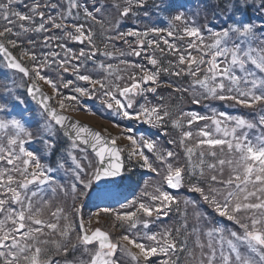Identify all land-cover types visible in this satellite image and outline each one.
Listing matches in <instances>:
<instances>
[{
	"label": "snow or ice",
	"instance_id": "snow-or-ice-1",
	"mask_svg": "<svg viewBox=\"0 0 264 264\" xmlns=\"http://www.w3.org/2000/svg\"><path fill=\"white\" fill-rule=\"evenodd\" d=\"M144 6L145 0H95L91 8L83 0H0L4 67L29 78L26 92L42 121L34 131L31 120L12 115L13 102L24 104L16 94L24 84L13 80V86H0V264H264V23L246 19L248 9L264 15V0H229L232 22L219 31L206 28L207 35L183 12L174 14L167 28L120 31L123 19ZM109 9L118 12L114 22L104 15H110ZM98 32L103 49L97 45ZM41 34L39 41L32 38ZM61 41L85 47L74 50ZM117 41L127 50L118 48ZM38 43L46 51H35ZM98 54L118 64L100 61ZM66 73L75 79L66 80ZM161 73L187 77V86L167 83L193 105L228 102L229 107L252 109L253 118L210 104L209 114L181 109L173 117L168 106L148 100L162 86ZM40 82L51 88V95ZM85 98L164 136L170 125L178 136L167 143L180 151L157 139L129 135L131 127L112 135L81 123L68 113L91 112L82 103ZM59 134L67 146L53 167L46 161ZM121 138L128 141L126 147L119 145ZM36 139L43 144L41 151L28 147ZM134 167L149 170L159 182H145L141 197L119 208L98 206L85 219V204L77 201L90 198L101 181H123ZM181 188L198 194V200L181 201L168 190ZM57 194L72 199L70 210L53 205ZM97 194L111 193L101 187ZM199 204L221 219L195 211L190 223L187 207ZM173 211L177 221L152 228ZM101 216L111 218V229L93 227V219L101 224Z\"/></svg>",
	"mask_w": 264,
	"mask_h": 264
},
{
	"label": "trees",
	"instance_id": "trees-1",
	"mask_svg": "<svg viewBox=\"0 0 264 264\" xmlns=\"http://www.w3.org/2000/svg\"><path fill=\"white\" fill-rule=\"evenodd\" d=\"M25 2H29V0H25ZM84 3L88 4L91 8L92 4L95 2V0H83ZM101 2H107V0H101ZM227 0H145V6L144 8H141L140 10H135L134 12H137L139 14V20L136 21L133 14H130L129 17L123 19L122 21V27L125 30H140L143 31L146 28L151 27H161V28H167L169 26L168 21L171 19V17L174 14H177L179 12H183L185 17L189 22L195 21V26L201 27L202 31H204L205 35H207L206 28H212L215 31H219L222 28L226 27L229 23L232 22V13L229 12V9L226 8ZM20 10L26 11L22 6H19ZM112 13H115L116 10L109 9ZM163 13L164 17L160 18V13ZM147 12L148 15H145L144 13ZM247 19L253 21H259L258 14H253V12L250 10H247ZM157 21V25H151V21ZM260 22V21H259ZM178 27H183L184 25L180 22H176ZM98 27V26H96ZM163 34V33H162ZM164 35V34H163ZM160 39V37H153L151 36L150 39ZM34 39H37L38 41L41 40V36H38ZM172 41V39H169ZM177 43L178 45H184L186 44V41H172ZM121 45V42H119ZM99 46V44H98ZM23 47L29 48L30 45L24 44ZM161 47H166L161 43ZM37 52H40L42 50L40 44L38 43L36 48L34 49ZM15 54L18 55L19 50L14 51ZM157 57H160V53H156ZM135 58V57H134ZM136 59V58H135ZM141 59V58H139ZM165 60H175V57L173 56H167L164 58ZM135 62H138L136 60ZM143 63L146 64V61ZM149 67H151L149 65ZM187 77H174V76H168L164 73H161L160 75V82L161 87L158 88L157 94H148V98L150 99L152 104L162 103L170 108V110L173 113V117L179 113L181 109L184 111H197L201 114H209V107L206 105H211L215 107L214 102H208L205 101L202 105H193L190 103V99L187 95L181 97L180 94L172 92V89L168 87L169 81H176L179 84H183L184 86H187ZM163 97V100H160L159 97ZM220 105L225 106L228 105V102H220ZM226 111V110H225ZM244 113V112H243ZM251 115V119L253 118L252 113L253 110L251 109V112H249ZM244 116H246V113H244ZM201 124L204 122H200ZM197 125H193V129H195ZM168 128V135L164 136L162 133L158 134V130L155 128H149L148 127H137V132L143 134L144 136L152 139H157L160 143V145L169 148V150H175L180 151L179 148H177L175 145H170L167 142L172 139H176L178 136L177 130L171 128L170 125L167 126ZM180 163H183V160L180 161ZM159 180V177H156L155 174L151 173L147 169L142 168H133L132 172L126 173L125 178L121 182L119 189L121 196L118 197V201H124L125 199H128L129 197L133 198L137 192H139L143 187L145 182H149L150 184L153 183L155 180ZM176 195L183 201L185 198H190L193 200H198V194L189 192L186 188H181L178 192H176ZM64 196L57 194V196L53 200V205L58 203L64 202ZM86 199L85 202V208L83 209L85 219L88 218L90 213H93L97 210V207H104L108 205L100 204L99 201L94 200V198H83L82 201ZM80 201H77V203ZM96 206V207H95ZM181 210L183 211L185 209V205L181 203L180 205ZM187 211L189 213V221L190 223L193 222L192 214L195 211H202L206 212L210 217L213 218V220L221 219L218 217H215L212 210L204 204H199L197 208H193L191 205L187 207ZM104 220H101V224L97 227H100L103 225L106 230L112 228V222L111 218L104 216ZM179 219V214L173 211L168 218H165L162 222L163 225H170L173 221H177ZM156 229V228H155ZM120 233V231H116Z\"/></svg>",
	"mask_w": 264,
	"mask_h": 264
},
{
	"label": "rangeland",
	"instance_id": "rangeland-1",
	"mask_svg": "<svg viewBox=\"0 0 264 264\" xmlns=\"http://www.w3.org/2000/svg\"><path fill=\"white\" fill-rule=\"evenodd\" d=\"M53 2H56V0H53ZM227 2L228 3L226 4V8H228L229 0H227ZM137 10H140V9H137ZM248 10H250V9H248ZM49 11H52V10H49ZM251 11L253 12V14H255V13L258 14V18H259V21H260L259 22L258 19H257V21H253V23H255L257 25H259L261 23H264V15H261L260 13H257L254 9H251ZM109 12H110V15L108 13H105L104 15L107 17V19L113 20V22H114L115 17L118 16V12L117 11L115 13H112L111 11H109ZM134 13H137V12H134ZM159 13H160V18L162 17V19H163L164 15H163L162 11L159 12ZM52 14H54V12H52ZM133 16L136 19V21H138L139 18H140L139 14L138 15L133 14ZM246 19H247V10H246ZM81 22H84V21H81ZM87 23L90 24L91 22H87ZM121 23H120V27H119L120 31H136V30H132V29H130V30L123 29ZM151 25H157V21H155V20L151 21ZM97 29H98V27H97ZM56 34H59V33H56ZM42 35L43 34L40 35L41 38H42ZM161 35H163V34H161ZM36 37H38V36L33 35L32 38H36ZM168 39H172V38H168ZM129 40L134 41L135 38L130 37ZM61 43H67L68 46L73 48L74 50H78L81 47H85L84 45H80V44H77V43L71 42V41H61ZM103 43H104V41L99 37V32H98L97 45L99 44V47H101L103 49ZM161 43H162V41H161ZM116 46L118 48L122 49V50H125V51L127 50L126 45H124L122 42H121V45H120L118 43V41H117L116 42ZM42 50L46 51V49H42ZM123 58L131 60V61L138 60L139 63H143L144 62V60L141 57H139L141 59H139V58L135 59L133 56H127V57H123ZM98 60L103 61L105 63H112L113 65L118 64V59L109 60L108 58L100 56L99 54H98ZM89 66L91 67V64ZM121 67H123V66H121ZM46 74H50V73H46ZM53 78H55L54 75H53ZM64 78L66 80L67 79H75V77H73L71 73L64 74ZM13 80H15V82L17 84H21V83L24 84V87H21V88L17 89V91H16V94L19 95L24 100V104L23 105H17V104H15L13 102V104L10 105L12 107V115L15 116L16 118H24L25 120H31L32 121V125H33V130L35 131L36 122L37 121L42 122V121H41V119H40V117L38 115L39 108L26 95L27 82L21 76L9 71L8 68L4 67V63L0 60V86H2L4 83H7L10 86H13L12 85V81ZM77 83H79L81 86H83L84 82H77ZM40 84H41V87L49 95H51V93H52L51 88L48 85L44 84L43 82H40ZM61 91L65 95H71L72 94L71 89H61ZM0 94H2V93H0ZM148 100L150 101L149 98H148ZM138 102L142 103L143 99L141 98ZM213 102H214L213 104H215V107L218 110H226L227 112H229L230 114H233V115H244V113H246V117L251 119L250 118L251 115L249 113V112H251V109H247V108H244V107H240V108L229 107L228 105L222 106V105H220V102H218V101H213ZM82 103L84 105H86L87 108H90L92 111L88 112L86 109H81V110L76 111V112H71L70 115L75 116L76 118H78L79 120H81L83 122H86V123H88L90 125H93L94 127H96L97 129H99L101 131H103L104 129H107L108 132L111 133L112 135H117L123 129L131 127L132 129H134V131L131 132V133H128V134L129 135H133L135 137H140L143 134L137 132V127L139 128L141 126V127L145 128V127L149 126V128H151L150 125L141 123V125L139 126L138 122L124 120V119H122V118H120L118 116L113 115L109 110H106L103 107H101L99 105V101L98 100H89V99L85 98L82 101ZM92 113H95V114H92ZM0 115H2V114H0ZM9 118H11V117H9ZM115 124H119L120 127L119 128L114 127ZM118 143H119V145L121 147H126L128 145V141L123 139V138H121V140H119ZM66 146H67V141L61 136V134H59V139H58L56 150L47 158L46 162L49 163L50 165H52L53 167H55L58 158L62 154L63 148L66 147ZM28 147H30L32 150L41 151L43 149V144L38 139H36V140L33 141V143L28 145ZM134 168H137V167H134ZM58 175L62 176L63 174L59 173ZM158 182H159V180H157L155 178V180L153 181L152 184L158 183ZM148 184L150 186L152 185L149 182H148ZM93 188H94V186H93ZM108 190L111 193L110 195L105 196L104 198H98V194H97L98 190H96L94 188V190L93 189L90 190L89 197H90V199L92 197V198H94V200L99 201L100 204L119 208V203L125 202L126 200H131L133 198L141 197V192H142V190H144V187L139 192H137L136 195L133 198L129 197L128 199H125L124 201H118V197L121 196L119 188H113V189H108ZM148 190L150 191L151 187H149ZM168 190L173 195H176V192H178L180 189L179 190L168 189ZM81 202H83V201H80L78 203H81ZM85 202H86V199L84 200L83 203L85 204ZM62 204L65 206L66 209L70 210V206L72 204V199L70 197H66V198H64V202ZM103 217L104 216H101L99 218L100 221L104 220ZM164 219L159 221L158 225L154 224L152 226V228L155 229L158 226L161 227V225H163L162 222H163ZM99 225L100 224H96L95 219H93V227H97ZM116 235L118 236V235H120V233L117 232ZM133 251H135V249H133Z\"/></svg>",
	"mask_w": 264,
	"mask_h": 264
},
{
	"label": "water",
	"instance_id": "water-1",
	"mask_svg": "<svg viewBox=\"0 0 264 264\" xmlns=\"http://www.w3.org/2000/svg\"><path fill=\"white\" fill-rule=\"evenodd\" d=\"M0 56L2 57V54H0ZM2 59H3V57H2ZM12 70V69H11ZM12 71H15V72H17L16 70H12ZM27 80H29V78H27V77H25ZM45 92V91H44ZM46 93V92H45ZM47 94V93H46ZM29 98H31V97H29ZM35 102V101H34ZM72 116V115H71ZM74 117V116H73ZM74 118H76V117H74ZM77 119V118H76ZM79 120V119H78ZM81 121V120H80ZM81 123H83V124H88V123H85V122H83V121H81ZM88 125H90V124H88ZM91 127H93L92 125H90ZM93 128H95V127H93ZM96 129V128H95ZM96 130H98V129H96ZM120 183V180H117L116 181V183H109V182H105V181H101L100 182V185H95V187L96 188H101V187H117L118 186V184Z\"/></svg>",
	"mask_w": 264,
	"mask_h": 264
}]
</instances>
